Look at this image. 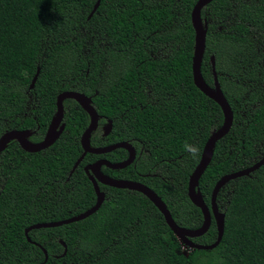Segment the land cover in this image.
Returning <instances> with one entry per match:
<instances>
[{
    "label": "trees",
    "instance_id": "1",
    "mask_svg": "<svg viewBox=\"0 0 264 264\" xmlns=\"http://www.w3.org/2000/svg\"><path fill=\"white\" fill-rule=\"evenodd\" d=\"M96 1L0 0V136L28 130L32 141H41L57 96L82 93L91 98L99 127L105 119L112 123L107 137L91 133V147L126 142L136 150L127 168L102 172L144 184L177 226L195 230L203 217L187 197L188 179L223 124L220 107L192 80L191 12L198 0H100L88 18ZM200 17L207 23L202 78L213 87V57L233 114L198 183L209 206L221 177L264 157V0H215ZM63 111L65 129L51 147L31 154L12 141L0 154V264H264V164L218 192L224 233L213 250L182 254L147 198L102 185L105 199L95 214L32 230L27 242L28 227L68 219L95 204L85 165L128 157L123 149L86 154L72 172L89 117L73 100L63 102ZM185 144L197 147L198 156ZM216 238L212 221L192 241L208 246Z\"/></svg>",
    "mask_w": 264,
    "mask_h": 264
},
{
    "label": "water",
    "instance_id": "2",
    "mask_svg": "<svg viewBox=\"0 0 264 264\" xmlns=\"http://www.w3.org/2000/svg\"><path fill=\"white\" fill-rule=\"evenodd\" d=\"M213 1L215 0H198L191 12V26L194 32V52H193L192 65H191L193 84L204 96L215 102L220 107L223 113L222 126L217 131H215L206 141L200 156V160L188 179L187 197L191 202V204L201 211L203 217L202 225L195 230H188L177 226L176 223L173 221L171 214L166 208L165 204L162 202L160 197L157 196V194L153 192L150 188L138 182L129 181V180H117L103 175L100 171L102 166H105L110 170H122L128 167L129 165H131L135 159V151L133 147L126 142H119L107 147H96V148L91 147L90 134L96 130L98 123L97 122L98 116L93 106L91 105V98L86 97L82 93L66 91L60 93L57 96L55 115L52 117L45 132V135L40 142L38 143L29 142L27 138L29 137L30 133L28 131H16V130L8 131L5 132L2 136H0V154L6 149L7 145L12 141H15L24 152L31 154L46 150L47 148L51 147L57 141V139L62 134L65 128V124L63 123L61 124L63 119V102L65 100H73L88 115L89 124L88 127L83 132V134L81 135L80 145L83 152L80 158L74 164L72 168V172L76 169V167L79 165V163L82 161V159L86 154L104 155L116 149H123L128 153V157L126 160L119 163H110L106 160H98L95 163L86 166L84 168V172L87 175L88 180L92 184L96 196L95 204L85 212L80 213L76 216H72L68 219L56 221V222H50V223H39L28 227L27 229L24 230V235L26 237L27 242L32 243L28 237V233L32 230L61 227L64 225L83 221L88 217L92 216L93 214H95L100 209L105 199V194L99 188V184H102L110 188H115L119 190H128L142 194L163 216L166 225L168 226V228L171 230L175 238L179 241V243L183 247L190 250L209 251V250H213L219 245L224 233V214L218 210L216 204V197L218 192L229 181L243 176H247L250 173L257 170L259 167H261L264 164V157L259 162L252 165L249 168L221 177L212 190L209 206L205 204L201 196L200 190L198 189L199 180L212 160L215 144L218 141H220L224 136H226L233 122L232 111L220 89L217 80V76L215 73L214 58L213 57L211 58L212 72L214 77L213 87H209L204 82L200 71L201 62L205 52V42H206V33H207V23L201 20L200 11ZM99 3L100 0H97L88 18H90L93 15V13L97 10ZM38 74H39V70L37 69L31 81L30 89L33 88L37 80ZM110 128H111V124H108V127L105 130L104 135H107L109 133ZM212 221L215 223V227H216V232H217L216 241L208 246L198 245L192 242V239L199 238L208 231ZM61 244L64 247V251L62 254V256H64L66 253V247L62 242ZM34 245L39 247V245L37 244ZM41 250L44 254L43 263H45L47 261V253L44 249L41 248Z\"/></svg>",
    "mask_w": 264,
    "mask_h": 264
},
{
    "label": "flooded vegetation",
    "instance_id": "3",
    "mask_svg": "<svg viewBox=\"0 0 264 264\" xmlns=\"http://www.w3.org/2000/svg\"><path fill=\"white\" fill-rule=\"evenodd\" d=\"M32 89V88H31ZM90 98V97H89ZM63 115H64V111H63ZM97 116H98V114H97ZM64 118V117H63ZM52 119V118H51ZM51 121V120H50ZM99 121H100V117L98 116V123H97V128H96V130L95 131H99L100 133H101V137L103 138V137H107L110 133H111V130H112V123H111V121L110 120H106L105 119V122H104V124H101V126L99 127ZM65 124L64 122H63V119H62V122H61V124ZM108 124H111V128H110V131H109V133L107 134V135H104V133H105V130L107 129V127H108ZM65 129V128H64ZM47 130V129H46ZM25 131H28V130H25ZM64 131V130H63ZM29 133H30V135H29V137L27 138L28 139V141L29 142H32V143H38V142H40V141H38V142H35V141H32L31 139V137H32V135H33V132H30V131H28ZM94 132V131H93ZM63 133V132H62ZM45 135V134H44ZM62 135V134H61ZM60 135V136H61ZM60 136H59V138H60ZM90 136H91V134H90ZM44 137V136H43ZM58 138V139H59ZM43 139V138H42ZM57 139V140H58ZM116 144V143H115ZM113 145V144H112ZM131 145V144H130ZM90 146H91V144H90ZM108 146H110V145H108ZM132 146V145H131ZM105 147H107V146H105ZM133 147V146H132ZM133 149H134V151H135V157H136V150H135V148L133 147ZM98 160H105V159H97V160H95L93 163H95L96 161H98ZM135 160V159H134ZM107 161V160H106ZM134 162V161H133ZM81 163V162H80ZM79 163V164H80ZM93 163H90V164H88V165H91V164H93ZM88 165H85L84 167H83V171H84V168L86 167V166H88ZM130 166V165H129ZM78 167V166H77ZM76 167V168H77ZM102 167H105V166H102ZM102 167H101V169H100V171H101V173L103 174V175H105V176H108V175H106V174H104L103 172H102ZM127 168V167H126ZM87 176V175H86ZM108 177H110V176H108ZM88 178V177H87ZM110 178H112V177H110ZM113 179H115V178H113ZM117 180H121V179H117ZM100 185H102V184H99V188H100ZM102 186H104V185H102ZM104 193V192H103ZM196 239V238H195ZM193 240V239H192ZM193 242V241H192Z\"/></svg>",
    "mask_w": 264,
    "mask_h": 264
},
{
    "label": "clouds",
    "instance_id": "4",
    "mask_svg": "<svg viewBox=\"0 0 264 264\" xmlns=\"http://www.w3.org/2000/svg\"><path fill=\"white\" fill-rule=\"evenodd\" d=\"M185 149L187 150V151H189V153L192 155V156H198V154H199V150H198V148L197 147H194V146H190V145H188V144H185Z\"/></svg>",
    "mask_w": 264,
    "mask_h": 264
},
{
    "label": "rangeland",
    "instance_id": "5",
    "mask_svg": "<svg viewBox=\"0 0 264 264\" xmlns=\"http://www.w3.org/2000/svg\"><path fill=\"white\" fill-rule=\"evenodd\" d=\"M186 252H187V248H185V247L182 246V251H181V253L184 254V253H186Z\"/></svg>",
    "mask_w": 264,
    "mask_h": 264
}]
</instances>
